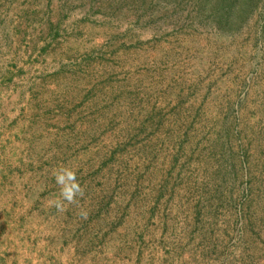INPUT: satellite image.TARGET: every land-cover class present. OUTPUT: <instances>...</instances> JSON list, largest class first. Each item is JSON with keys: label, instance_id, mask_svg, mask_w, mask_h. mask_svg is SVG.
<instances>
[{"label": "rangeland", "instance_id": "rangeland-1", "mask_svg": "<svg viewBox=\"0 0 264 264\" xmlns=\"http://www.w3.org/2000/svg\"><path fill=\"white\" fill-rule=\"evenodd\" d=\"M0 264H264V0H0Z\"/></svg>", "mask_w": 264, "mask_h": 264}, {"label": "clouds", "instance_id": "clouds-1", "mask_svg": "<svg viewBox=\"0 0 264 264\" xmlns=\"http://www.w3.org/2000/svg\"><path fill=\"white\" fill-rule=\"evenodd\" d=\"M54 176L56 183L60 186L63 199L72 202L75 196L81 192L74 171L69 168H60L54 172Z\"/></svg>", "mask_w": 264, "mask_h": 264}]
</instances>
